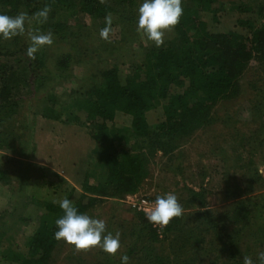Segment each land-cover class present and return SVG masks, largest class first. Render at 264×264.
I'll return each mask as SVG.
<instances>
[{
  "label": "trees",
  "instance_id": "16d2710c",
  "mask_svg": "<svg viewBox=\"0 0 264 264\" xmlns=\"http://www.w3.org/2000/svg\"><path fill=\"white\" fill-rule=\"evenodd\" d=\"M142 2L0 0V13L14 16L26 12L32 16L50 5L48 22L33 21L26 29L51 31L62 43L70 44L72 52L87 57L85 39L94 29L98 32L105 27L108 13L113 17L112 28L120 29L121 35L137 31ZM182 7L180 23L167 33L161 47L149 41L140 49V60L121 69L115 59L108 58L116 52V43L104 45L106 57L102 61L97 57L102 66L85 77L84 85L63 94L64 99L54 90L42 99L39 110L43 119L81 130L88 139L76 161L70 162L72 180L79 190L53 186L51 179L58 178L53 172L43 181L42 167L9 159L17 165L10 175L0 166V183L13 186L14 175L17 185L13 186V197L22 201L15 202L20 208L14 205L17 216L9 215L15 218L10 224L3 222L0 213V264H52L53 252L61 243L54 239V232L62 209L53 200L33 193L36 198L28 212L26 184L53 188V194L60 195L58 201L69 199L82 214L106 199L133 196L149 176L148 166L157 153L171 158L182 141L212 125L214 108L244 93L242 80L250 64L264 66V0H182ZM29 44L27 35L11 40L0 37V151L22 157L28 145L15 126L24 107L22 90L32 96L50 83L68 81L71 65L81 63L68 53L56 61L55 74H49L43 49L35 54V60L30 59L26 54ZM251 87V116L260 120L257 136L250 139L254 153L264 150V77ZM152 112L160 116L149 123L147 117ZM118 116L127 118L128 125L115 127ZM18 126L25 128L20 123ZM249 172L252 176L245 181V188H225L226 200L231 203L220 213L208 207L205 190L187 187L181 201L184 214L167 227L157 230L146 215L138 213L135 241L126 252L129 264H242L243 256L257 261L258 253L264 251V192L244 196L255 190L254 184H264V178L255 170ZM36 173L40 176L35 177ZM23 225H32V232L20 238V248L15 239ZM161 241L167 243L166 252L155 246Z\"/></svg>",
  "mask_w": 264,
  "mask_h": 264
},
{
  "label": "rangeland",
  "instance_id": "374dc122",
  "mask_svg": "<svg viewBox=\"0 0 264 264\" xmlns=\"http://www.w3.org/2000/svg\"><path fill=\"white\" fill-rule=\"evenodd\" d=\"M53 37L54 43L51 46L42 48L45 54V71H48L47 73L55 74L56 61L68 53L75 55L74 61L80 59L81 63L74 62L71 65L72 68L68 74L72 76L68 81L61 80L52 85L50 83L45 90L32 96L27 94L26 89L22 90L24 107L19 110L17 120L25 128H20L19 123L15 126L18 127V132L24 135H22V139L26 140L28 148L23 157L8 153L5 150L0 151V166L7 170L10 175L12 172L14 173L17 165L9 162V159L14 162L27 163L34 167H42L45 172L43 181L49 180L46 175L48 176L47 173L53 172L58 176V178L51 179L53 186L61 188V190H68L72 187L79 190V186L72 180L73 170L70 162L76 161L77 153L82 152L83 147L88 143V139L84 138L81 130L78 132L71 126L43 119L39 110L40 103L50 90H54V94L64 99L65 95L63 94L69 93L70 90L79 85H84L85 77L94 72L99 66H102V62L99 61L106 57L105 52H103L104 45L112 42L116 43L114 46L117 47L116 52H114L113 57L108 58L115 59V63L117 62L121 69H126L130 61L138 62L140 60V49L146 47L149 41L136 30H130L129 33L121 35L120 29L113 27L111 42H108L100 37V31L97 32V29H94L90 37L85 39L86 45H83L89 49L88 56L81 57L76 53L77 51L72 52L70 44L62 43L58 37ZM80 47H82V42ZM97 57L102 58L99 60ZM262 77H264V66L252 62L242 80L244 93L235 100L218 104L214 108L215 122L212 125L196 131L182 141L171 158L157 153L148 166L149 176L144 180L137 194L122 199H106L88 213L93 218L105 220L107 231L113 234L117 231L121 233V248L115 256L109 255L98 248L77 253L72 246L61 241L53 252L52 264L120 262L121 257L126 254L129 246L135 241L133 233L136 231L135 223H137L138 213L140 212L137 211L136 207L133 208L132 204L141 199L155 201L157 196L172 192L177 195L181 203L184 187L194 191L203 189L207 194L208 207L213 212L220 213L231 203L226 200L228 194L225 193V188L230 187V191L235 185L241 189L245 188V181L248 176H252L249 174V170L257 171L258 175L264 178V150L257 149L253 153L252 148L255 146L252 145L251 148L252 143L250 141L253 138L252 136H257V129L260 126V120L251 116L252 101L254 99L251 85ZM159 116V112H152L148 114L147 119L149 123H154ZM114 124L118 128L127 126V118L118 116ZM77 146L79 151H76ZM17 150L19 151V149ZM39 176L37 174L35 177ZM99 176L103 179V175ZM11 177V181L14 183L13 186L16 187L14 175ZM226 181H228L227 184ZM254 185L255 190H252L244 198L255 197L257 194L264 192V188L259 189L260 186L264 187V184ZM13 186L12 184L8 186L0 183V213H3V222L7 224L15 220L14 217H9L10 214L17 216V211L14 210L15 202H18V204L22 202L18 196L13 197ZM26 186L27 194L30 195L28 212L32 209L33 197L36 198L32 196L33 193L40 194L42 197L53 201L60 199L59 194H53V188H36L32 183H29V186L26 184ZM16 206L18 210L20 206ZM31 232L32 225H23L15 239L20 248H23L22 239ZM155 246L158 250H165L164 252H166L167 243L165 241L156 243ZM68 255H70L69 259L66 258Z\"/></svg>",
  "mask_w": 264,
  "mask_h": 264
},
{
  "label": "clouds",
  "instance_id": "9594fccd",
  "mask_svg": "<svg viewBox=\"0 0 264 264\" xmlns=\"http://www.w3.org/2000/svg\"><path fill=\"white\" fill-rule=\"evenodd\" d=\"M100 4H106L107 0H99ZM52 11L50 5L29 16L26 12H19L12 16L0 13V37L11 40L17 36L27 35L30 44L26 54L30 59H36V53L45 46L54 43L53 33L33 31L26 29V24L33 21L39 24L48 22ZM183 15L182 0H143L138 7L137 32L157 48L164 44L166 33L173 31L180 23ZM113 17L108 13L105 17V27L100 30V37L111 42L113 34ZM58 203L63 215L55 221L57 231L54 232L56 241H63L72 246L74 251L87 252L92 249H100L103 252L115 256L121 248V233L115 234L107 231L106 221L93 218L88 214L79 213L72 201L64 198ZM184 209L176 194L169 192L157 196L154 204L145 215L149 223L155 227H167L175 218H180ZM129 257L125 254L121 257V264H129ZM242 264H264V251L258 253L257 261L249 256H243Z\"/></svg>",
  "mask_w": 264,
  "mask_h": 264
},
{
  "label": "built area",
  "instance_id": "2783aa9c",
  "mask_svg": "<svg viewBox=\"0 0 264 264\" xmlns=\"http://www.w3.org/2000/svg\"><path fill=\"white\" fill-rule=\"evenodd\" d=\"M154 204V202H150L148 200H145V199H141L140 201L132 204V207L137 209L138 212L140 213H143L145 215L146 211L152 207ZM154 228H156L157 230H160L161 228L159 227H155L153 226Z\"/></svg>",
  "mask_w": 264,
  "mask_h": 264
}]
</instances>
